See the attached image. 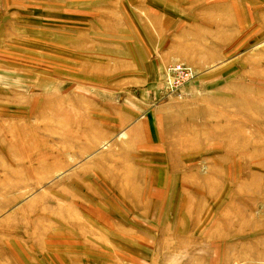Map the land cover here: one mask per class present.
<instances>
[{"label": "rangeland", "instance_id": "obj_1", "mask_svg": "<svg viewBox=\"0 0 264 264\" xmlns=\"http://www.w3.org/2000/svg\"><path fill=\"white\" fill-rule=\"evenodd\" d=\"M0 24V264H264V0H0ZM175 64L198 74L170 94Z\"/></svg>", "mask_w": 264, "mask_h": 264}, {"label": "built area", "instance_id": "obj_2", "mask_svg": "<svg viewBox=\"0 0 264 264\" xmlns=\"http://www.w3.org/2000/svg\"><path fill=\"white\" fill-rule=\"evenodd\" d=\"M191 67L184 64H175L167 68L166 89L170 94L177 93L185 84L192 82L197 77Z\"/></svg>", "mask_w": 264, "mask_h": 264}, {"label": "crops", "instance_id": "obj_3", "mask_svg": "<svg viewBox=\"0 0 264 264\" xmlns=\"http://www.w3.org/2000/svg\"><path fill=\"white\" fill-rule=\"evenodd\" d=\"M207 2V1H206ZM212 3H210V5H211ZM3 24H0V35L2 34L1 33V31H2V28H3V26H2ZM182 63H185V62H182ZM149 121H150V119H149ZM153 125V128L157 131V137L159 138V135H161L162 134V131H163V129H162V126H161V121L159 122L158 121V123H152ZM144 125V124H143ZM163 125V124H162ZM150 128H151V126H150ZM147 137V138H146ZM145 139H148L149 140V142L151 141V143L152 142H155V139L154 138H152V135L151 134H149V135H147V136H144L143 138H140V139H138V140H145ZM158 141H159V139H157ZM162 155H164V156H166V154H162ZM169 155V154H168ZM167 155V156H168ZM162 160V159H161ZM161 163H163L162 161H161ZM167 168V167H166ZM160 169V168H159ZM167 169H169V168H167ZM165 177V178H164ZM164 178V179H163ZM163 179V180H162ZM156 181L158 182V183H160V181H162L161 183H168L169 181H168V179L166 180V176L164 175L162 178H159V179H154V181H151V180H149V183H156ZM126 184H128V185H130L129 187H132V186H134V188L135 187H140V185L139 184H136V183H126ZM160 187V186H159ZM161 189L162 188H168V186L167 187H164V186H162V187H160ZM136 189H138V188H136ZM141 199H144L143 197L141 198L140 197V201H142ZM148 203H150V201H148Z\"/></svg>", "mask_w": 264, "mask_h": 264}, {"label": "bare ground", "instance_id": "obj_4", "mask_svg": "<svg viewBox=\"0 0 264 264\" xmlns=\"http://www.w3.org/2000/svg\"><path fill=\"white\" fill-rule=\"evenodd\" d=\"M130 177H132V176H130ZM130 180H131V179H130ZM130 180H129V181H130Z\"/></svg>", "mask_w": 264, "mask_h": 264}]
</instances>
